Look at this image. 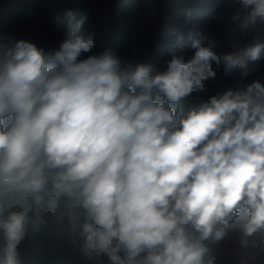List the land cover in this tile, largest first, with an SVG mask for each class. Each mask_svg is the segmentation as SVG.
<instances>
[{
  "label": "clouds",
  "instance_id": "9594fccd",
  "mask_svg": "<svg viewBox=\"0 0 264 264\" xmlns=\"http://www.w3.org/2000/svg\"><path fill=\"white\" fill-rule=\"evenodd\" d=\"M236 3L241 35L264 23V0ZM85 20L66 10L55 17L66 32L58 49L19 40L0 58V205L21 209L0 218V264H21L32 203L79 225L91 264H213L207 242L221 240L241 210L247 246L264 229V84L227 89L179 126L169 105L220 68L242 81L264 43L217 55L214 41L204 46L190 32L166 71L122 69L111 49L81 59L95 47L94 34L81 32Z\"/></svg>",
  "mask_w": 264,
  "mask_h": 264
},
{
  "label": "rangeland",
  "instance_id": "374dc122",
  "mask_svg": "<svg viewBox=\"0 0 264 264\" xmlns=\"http://www.w3.org/2000/svg\"><path fill=\"white\" fill-rule=\"evenodd\" d=\"M164 5V14L160 20L161 27L165 26L176 31H186L189 33L199 32L205 38L204 46H207V43L210 40L215 42L214 51L217 55L235 51L246 45L264 43V23L258 22L257 25L245 35H241L239 29L231 19L235 15V12L232 9H228L226 12L222 13L216 20L198 26L195 24L183 23L179 19L185 14H190L192 11L193 3L191 0H165ZM17 36H20L26 41L33 42L38 48L44 49L47 52L59 48L60 44L65 39L66 32L63 27H51L46 19L38 14H33L22 18L19 21L13 22L6 15L5 9L0 13V37L11 40ZM144 39L145 40L135 41L133 48H126L125 50L122 49L119 52H115V54L121 58V68L134 69L137 64L150 63L157 72L166 71V66L163 64L170 60L171 56L166 57L163 60V63L162 61L156 60L154 53H152L150 46L148 45L149 39ZM164 40L169 43H175L174 46L178 44L175 41V37L172 35L165 34ZM165 46L166 45H163V47ZM162 50V53L165 54L166 49L163 48ZM93 53L94 49L92 50V53L85 54L81 59H86L88 55ZM193 54L194 52H191L185 54V56L187 58ZM213 68L215 69L216 65H213ZM250 75L254 76V81H259L264 84L263 66L259 62V59L250 63L249 74L242 81L239 74L235 77L226 76L223 73L222 68H220L217 71L214 81L212 79L207 80L204 83L203 90L195 91L184 99L189 100L191 97L196 99L202 98L207 102L211 97L216 96L227 89H232L233 91L242 90L253 82L249 78ZM154 97L157 102H167L163 94L157 90H154ZM183 100L179 105H169V107L179 109L177 126H179V119L184 118L192 108L199 106L198 103H195L193 107L190 108L185 105ZM8 122L9 121H6L5 124ZM36 214L40 220L49 226L56 224L58 227L63 228L64 231L66 230L69 232V238L73 246V259L76 263L91 264V261L86 259L80 252L78 235L79 225L73 227L67 222L64 224L58 223L52 212L46 207L41 211L36 212ZM246 219V213L241 210L240 215L236 219L222 225L225 235L221 240H210L207 242L210 248V256L213 260V264H264V229H261L252 237H249V243L247 246L241 244V240L243 239L242 227ZM51 230L53 231V229ZM72 234H74V236ZM74 242L78 244V247H75ZM3 243V234L0 233V247L3 246ZM40 243L41 241L32 240L30 246H39ZM26 248L28 249V246H25L24 239L18 248V258L21 260V264H33V262L30 261L24 262ZM121 255H123V253H121ZM143 255L144 254H142V256ZM45 260H48V264H55L50 258H43L41 259V262Z\"/></svg>",
  "mask_w": 264,
  "mask_h": 264
},
{
  "label": "trees",
  "instance_id": "16d2710c",
  "mask_svg": "<svg viewBox=\"0 0 264 264\" xmlns=\"http://www.w3.org/2000/svg\"><path fill=\"white\" fill-rule=\"evenodd\" d=\"M191 1L193 8L190 14L179 18L186 24L202 26L216 20L228 9H232L235 13L238 11L236 0ZM164 3L165 0H0V13L6 9V15L13 22L38 14L46 19L51 27L62 28L55 23V17L66 10H72L77 19L86 17L81 32L94 34L93 54L102 53L106 49H111L115 53L122 49L133 48L135 41L147 38L156 60L163 63L166 57L171 56V49L178 44L190 43L189 32L161 27ZM165 34L175 37L178 44L174 46L175 43L166 42ZM196 38L198 37L192 36V39ZM163 45L166 46L163 47ZM163 48L166 49L165 54L162 53ZM191 52L194 50L187 47L184 49V54ZM259 62L263 66L264 75V57L260 58ZM163 65L166 66V63ZM249 78L254 81V76L250 75ZM42 209L44 206L35 203L24 209L28 214L25 230V246H28V249L26 248L24 262L48 264V260L41 262V259L50 258L55 264H78L73 259V246L69 232L56 224L49 226L40 220L36 212ZM8 210L21 209H18L16 205H10L8 208L0 205V218L6 215ZM32 240L41 241V243L39 246H30Z\"/></svg>",
  "mask_w": 264,
  "mask_h": 264
},
{
  "label": "built area",
  "instance_id": "2783aa9c",
  "mask_svg": "<svg viewBox=\"0 0 264 264\" xmlns=\"http://www.w3.org/2000/svg\"><path fill=\"white\" fill-rule=\"evenodd\" d=\"M19 40H24V39H22L20 36L14 37L11 40H7V39L0 37V58L3 57V53L5 51H7V49L11 48ZM183 101H184L185 105L190 107V108L193 107V105L195 103H198V105H200V104L205 102L204 99H202V98L196 99L193 97H191L189 100L184 99ZM72 235L74 236V234H72ZM74 244H75V247H78V244H76V242H74Z\"/></svg>",
  "mask_w": 264,
  "mask_h": 264
}]
</instances>
